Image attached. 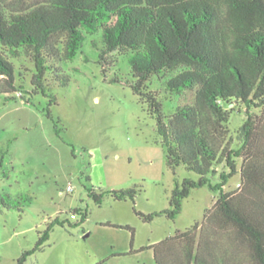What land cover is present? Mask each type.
<instances>
[{
	"label": "trees",
	"instance_id": "16d2710c",
	"mask_svg": "<svg viewBox=\"0 0 264 264\" xmlns=\"http://www.w3.org/2000/svg\"><path fill=\"white\" fill-rule=\"evenodd\" d=\"M96 33L100 65L126 59L129 79L111 82L128 85L155 119L166 166L199 176L175 183L168 209L135 214L144 222L174 220L191 190L208 186L218 192L201 223L150 247L155 263L264 264V0H0V94L21 99L25 93L44 95L55 82L68 84L62 64ZM23 58L33 67L30 91L15 84L12 60ZM154 80L163 81L171 97L168 113L151 89ZM55 104L50 97L46 117ZM234 106L244 112L238 148H231L228 129ZM216 175L220 181L212 185L209 176ZM235 175L239 188L225 191ZM139 192L133 187L87 195L100 206L105 194L134 202ZM75 214L80 223L87 218L86 211ZM54 225L63 224L50 222L17 264L44 245Z\"/></svg>",
	"mask_w": 264,
	"mask_h": 264
},
{
	"label": "rangeland",
	"instance_id": "374dc122",
	"mask_svg": "<svg viewBox=\"0 0 264 264\" xmlns=\"http://www.w3.org/2000/svg\"><path fill=\"white\" fill-rule=\"evenodd\" d=\"M101 47L100 33L87 35L76 57L61 66L69 77L66 85L55 82L44 95L25 93L21 99L0 94V199L5 204L0 203V264H17L55 219L63 225H54L24 264H156L150 247L201 223L218 196L208 186L191 190L174 220L159 216L144 222L135 214L168 209L175 183L199 176L182 166L174 171L166 166L155 119L128 85L111 82L129 79L126 59L102 66ZM12 63L17 88L22 84L30 91L31 63L25 58ZM151 89L160 93L164 112H170L163 81L154 80ZM50 97L56 99L51 118L45 115ZM231 108L236 111L228 121L230 146L238 148L244 112ZM209 180L212 185L220 181L218 175ZM239 181L235 175L224 190H237ZM133 187L140 190L134 202L105 194L98 206L87 195L88 190ZM76 209L87 212L82 223L80 215L72 216Z\"/></svg>",
	"mask_w": 264,
	"mask_h": 264
},
{
	"label": "built area",
	"instance_id": "2783aa9c",
	"mask_svg": "<svg viewBox=\"0 0 264 264\" xmlns=\"http://www.w3.org/2000/svg\"><path fill=\"white\" fill-rule=\"evenodd\" d=\"M17 96H19V94L17 95ZM67 193H70V192H72V187H69L68 189H67V191H66ZM73 216V218H74V215H72Z\"/></svg>",
	"mask_w": 264,
	"mask_h": 264
}]
</instances>
